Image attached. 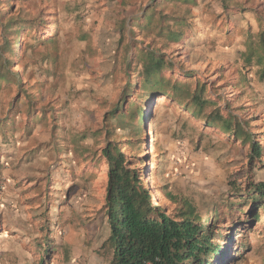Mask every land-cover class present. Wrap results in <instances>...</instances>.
<instances>
[{
    "label": "rangeland",
    "instance_id": "rangeland-1",
    "mask_svg": "<svg viewBox=\"0 0 264 264\" xmlns=\"http://www.w3.org/2000/svg\"><path fill=\"white\" fill-rule=\"evenodd\" d=\"M234 2H160L158 12L192 23L185 41L172 42L130 26L150 0H0V60L11 58L10 46L17 51L12 68L22 82H0V264H107L104 116L120 102L135 43L193 70L216 106L248 121L262 153L251 157L249 142L172 99L149 100L141 132L117 129L112 138L127 155L144 157L139 166L153 204L171 215L184 202L202 217L218 213L224 253L217 264H264V198L249 201L259 212L252 231L230 223L239 214L237 190L264 181V78L241 55L259 29L252 8L264 12V0ZM9 18L35 20L38 28L20 29L15 44L18 35L4 28Z\"/></svg>",
    "mask_w": 264,
    "mask_h": 264
},
{
    "label": "trees",
    "instance_id": "trees-1",
    "mask_svg": "<svg viewBox=\"0 0 264 264\" xmlns=\"http://www.w3.org/2000/svg\"><path fill=\"white\" fill-rule=\"evenodd\" d=\"M164 1L188 3L191 0H150L147 8L131 18L130 26L139 30L153 29L158 37L172 42L185 41L192 27L190 19L158 12L160 10H156V5ZM234 1L221 0V3L229 7V2ZM237 7L235 11L247 10ZM252 11L259 22V29L253 36H248L246 50L241 55L248 64L254 61L259 66V76L264 78V12H256L258 9L253 8ZM36 23L35 20L9 18L4 28L18 35L14 43L20 44V29L38 28ZM8 51L11 58L0 60V82L20 86L19 72L12 68L13 57L20 54H16L11 46ZM126 55V62L133 61L134 67L120 93V102L104 116L109 136L100 149L106 164L103 210L108 225L105 244L111 251L107 264H217L218 256L224 253L218 240L222 232L216 229L218 213L213 209L202 217L194 205L184 202L178 212L171 215L162 205L153 204L150 189L144 182L143 168L139 166L145 163L144 157L127 155L120 148L122 142L112 137L116 136L117 129L138 135L146 123L145 104L151 99H172L174 103L194 110L195 117L206 125H219L224 133H231L244 143L249 142L251 157L260 156L263 145L252 140L247 120L221 109L216 106L215 100L206 96V85L195 77L193 70H183L167 54L136 43ZM176 70L181 71L184 78L165 74ZM131 75H134L133 80ZM136 87L138 90L134 92ZM131 93L134 96L131 97ZM125 100V105H122ZM208 107L213 108L207 110ZM126 141L131 144V140ZM236 195L240 197L239 214L233 221L230 219L231 227L239 233L252 231L258 222L259 212L256 206L249 205V201H262L264 181L253 182L242 190L240 188ZM262 207L264 205L259 206ZM42 250L47 252V244Z\"/></svg>",
    "mask_w": 264,
    "mask_h": 264
}]
</instances>
